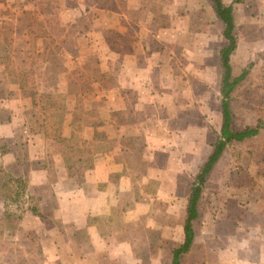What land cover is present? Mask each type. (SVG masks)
Masks as SVG:
<instances>
[{
    "label": "crops",
    "instance_id": "1",
    "mask_svg": "<svg viewBox=\"0 0 264 264\" xmlns=\"http://www.w3.org/2000/svg\"><path fill=\"white\" fill-rule=\"evenodd\" d=\"M263 1L252 5L264 9ZM173 3L179 11L186 8V2ZM194 4V9L203 5ZM147 5L145 0H130L124 7L113 9H76L65 3H27L12 8L0 0V26L32 15V24L45 26L46 31L40 34L29 26L22 38L44 45L37 50L41 58L51 52L53 44L57 52H52L61 63H67L60 73L63 81L57 80L49 93L63 92L73 100L58 113L53 112L54 120L59 115L58 133H43L40 125L46 119L45 113L38 112L40 106L35 107L32 98L22 95L17 71L11 69L4 55L0 56V232L7 237L21 229L38 235L36 240H40L44 256L51 261L141 264L140 259L132 258L138 239L116 237V222L122 217L126 234L130 233V225L148 215L146 232H160L162 241L183 240L185 209L180 213L175 210L180 197L161 192L137 193L136 187L148 186L154 180L163 186L171 185L176 169L170 164L178 159L174 152L181 153L179 164L185 168L181 147L187 133H197L198 142H202V134L211 133L202 124L204 102L198 92L202 59L196 44L186 49L185 41L190 37L184 25L181 28L184 18L180 13L170 17L171 12L164 13V9L170 10L169 5L158 3L157 8L163 9L161 14L150 18ZM136 12L144 14V18L136 19ZM54 15L65 18L62 27L66 44L55 35V25L48 24ZM83 15L91 17L87 28ZM74 28L76 31H70ZM246 28L244 41L249 54L255 39L250 36V26ZM196 35L190 39L197 40L200 34ZM259 40L263 41L261 37ZM232 63L237 76L240 72L233 58ZM171 144L178 147L172 148L174 152L170 154ZM164 154L169 157L161 165ZM137 159L141 166L137 167ZM137 168L168 175L154 179L145 173L140 177L135 172ZM27 197L50 216L51 226L27 210ZM160 202H164L161 211ZM202 216L201 211L200 219ZM157 217L162 222L157 224ZM259 226L264 227V213ZM205 230L209 233L210 228L195 227V244ZM234 230L245 232V227L239 224ZM221 239L232 250L230 261L223 257L220 261L264 264V244L258 253L256 238L254 243L245 236L242 240Z\"/></svg>",
    "mask_w": 264,
    "mask_h": 264
},
{
    "label": "rangeland",
    "instance_id": "2",
    "mask_svg": "<svg viewBox=\"0 0 264 264\" xmlns=\"http://www.w3.org/2000/svg\"><path fill=\"white\" fill-rule=\"evenodd\" d=\"M134 1L137 3L139 0ZM145 1L148 4V17L159 16L163 9L157 8V4L164 3L165 7L167 5L170 7V10L169 8L164 9V13L166 12L165 10L171 12L170 17H176L180 13L179 16L184 18L183 22H181V28L184 25L187 37H197L196 34H200L197 40L187 38L185 42L186 49L191 50L195 48L196 44L197 50L201 54L202 73H198L199 79L197 83H199L198 92L201 93L200 95L204 102L201 114L202 124L211 133L202 134V142L196 140L197 133H187L185 145L181 147L182 150L184 149L182 154L185 156L183 162L185 168L182 164H179L181 153H175L172 150V148L176 149L178 144L175 146L171 144L170 154L174 152V158H178L170 164L172 168L176 169L174 174L172 172L173 177L176 179H173L171 185L163 186L157 180H154L148 186L140 185L136 187L137 193L146 191L158 194V192H161L162 194L180 197L179 203L178 201L175 202V204L177 203L175 210L180 213V211L182 212L186 209V205L184 206L186 203L185 189L188 183L195 177L217 141V132L221 120L219 113V87L221 81L219 51L226 46L227 42L222 35V25L215 17L212 5L209 2L205 0H179L181 4L186 2V8L179 11L173 3L177 0ZM225 1L230 4L235 0ZM4 2L10 4L12 8H21L27 3H65L67 6H72L76 9H82L81 6L84 9L99 6L113 9L119 5L124 7L130 0H2V3ZM199 2H202L203 5L198 4L199 8L196 7L194 9V3ZM253 2L258 4L259 0H243L240 4H235L234 6L235 35L239 40V44L235 57H233L234 53L231 57L233 73L232 58L235 61V69L240 72L239 75L245 69L249 70L246 80L237 88L233 96L232 109L234 126L237 130L256 126L259 120L264 122V9H258L257 6H253ZM261 5H264V1ZM45 11H48V8ZM134 17L139 20L144 18V14L136 12ZM161 18L166 19V16ZM49 19L51 21L48 24L51 25H55V23L63 24L65 20L64 16L61 15H54L52 18L49 17ZM33 22V16L28 15L21 21L0 26V56L4 55L6 57L11 69L17 71V77L23 75L24 79H27L28 84L26 87L28 89H33L31 91H36L37 93L49 92L50 88L56 85L57 80L59 81L61 78V81H63V75L60 73L63 65L67 66V63H64V61L63 63L59 62V64L46 63L44 61L45 57L41 58L37 53L38 48H44V45L39 42L38 46L36 41L26 40L28 37L22 38L24 32L28 31L29 26L37 29L40 34L46 31L45 26H35L32 24ZM246 25L250 26V36L255 39L252 44L254 45V50L253 52L250 51L249 54H247V46L244 41V37L247 35V31H244ZM58 30L61 31L63 28H58L57 32L55 31V35L58 34ZM70 31H76V28L70 29ZM259 37L263 39L262 42H260ZM50 46L51 51L53 49L54 52H57L53 44ZM70 49L72 51L75 50L74 46H70ZM69 67L74 69V65L70 63ZM18 71L21 72L19 73ZM234 76L236 75L234 74ZM55 97L58 99L57 103L61 106L73 100L71 96L63 92L55 94ZM187 124L189 125L188 122ZM262 133L263 136L261 138L248 140L244 144L234 147L232 152L225 153L215 166L207 181L200 203V213L202 211L203 216L201 219L199 216V219L194 222V229L197 225H202L205 229L207 227L210 228L209 233L205 230L204 233L200 234L198 244L194 242L191 252L183 256L181 264H228L232 249H229L230 244L221 238L234 237L242 240V237L245 236L251 237V242L253 241V243L255 242L254 238H256L258 245L256 251L259 253V248L264 244V239L260 241L264 234V227L259 226L260 217L264 213V201L260 200L261 198L264 199V130ZM212 138L213 145H211ZM199 143H201V146ZM164 155L161 156V165H164L166 162L165 158L169 157L166 154ZM139 160L137 159L136 162L138 164L137 167L141 166L138 162ZM135 172L140 177L146 173L148 177H154V179L166 178L168 175L167 172L164 175L163 171L144 170L142 168L139 170L137 168ZM2 195H4V192H2ZM229 197H231V200H229ZM235 197V201L232 200ZM156 203L158 202L155 201ZM163 203L160 202V211ZM158 213L156 212L155 214L157 215ZM147 216H141L142 218L134 225H130L129 234H126L125 230L122 229L123 217L118 219L116 227L119 231L116 233V237L129 240L138 239V245L136 244V248L132 251L133 261L140 259L141 264H153V261L157 262V264H171L173 259L172 250L183 240L181 242L170 239L162 241L160 240L162 237L160 232H151L150 230V232H146L148 231L146 228ZM156 219L158 221L157 224L162 222V218L157 217ZM174 219L176 222V217ZM104 223H106V219H104ZM239 224L244 225L245 232H236L234 230ZM56 225L61 224L57 222ZM106 226L104 225V228ZM38 237V235H32L31 232H25V230L21 229L7 237L3 234V237H0V264H64L59 262L60 260L51 261L44 254L41 257L37 253L32 252L35 250L34 242L41 245L40 240H36ZM158 238L159 242L156 243ZM256 251H253V254H257ZM129 252L131 251L129 250ZM222 257L224 260L229 261H220ZM232 263L235 264V262Z\"/></svg>",
    "mask_w": 264,
    "mask_h": 264
},
{
    "label": "trees",
    "instance_id": "3",
    "mask_svg": "<svg viewBox=\"0 0 264 264\" xmlns=\"http://www.w3.org/2000/svg\"><path fill=\"white\" fill-rule=\"evenodd\" d=\"M205 1L212 5L214 15L222 25V35L227 42L226 46L219 51V67L221 71V81L219 87V113L221 115V120L219 130L217 132V141L214 144L211 153L208 155L195 177L191 179L185 189L186 209L182 222L183 241L176 245V247L172 250L173 259L171 264H181L183 256L189 254L193 248L195 242L194 222L199 219L200 203L203 193L215 166L222 159L224 154L232 152L234 147L242 145L248 140L261 138L264 130V122L262 120H259L256 126L247 127L242 130H237L234 126V113L232 109L233 96L235 95L237 88L249 75V70L245 69L239 76H234L231 64L232 54L236 51L239 44V40L235 35L236 22L234 6L235 4H240L243 0H235L230 4L226 3L225 0ZM82 18L84 19L87 28L88 22H91V17L83 15ZM58 28H63L61 23L55 24L54 31L57 32ZM57 36L61 39L63 38L62 43L66 44L67 39L64 38V30L59 31ZM44 61L46 63L53 64H59L60 62L52 51L48 52ZM100 77L101 79L104 78V76H99V78ZM17 78L20 83L22 95L24 97L32 98L34 106H40L38 112L43 114L45 113V121L49 119V121H44V123L40 125V131L43 133H58L57 126L59 122L54 120L55 118L53 117V112L58 113L63 107L57 103L58 99L55 97V94L49 92L37 93L36 91H31L33 89L30 90L26 87L28 81L27 79H24L23 75H19ZM55 117L59 118V115L57 114ZM11 200L15 199L11 198ZM25 205L27 210H29L35 218L44 221L46 226L52 225L50 216L42 213L36 205H33L31 197H27L25 199ZM0 237H3V233L1 232ZM33 244H35V250L32 252L43 257L42 246L36 242Z\"/></svg>",
    "mask_w": 264,
    "mask_h": 264
}]
</instances>
